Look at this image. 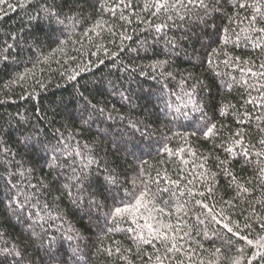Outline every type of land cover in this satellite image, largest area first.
I'll return each mask as SVG.
<instances>
[{
    "label": "trees",
    "instance_id": "obj_1",
    "mask_svg": "<svg viewBox=\"0 0 264 264\" xmlns=\"http://www.w3.org/2000/svg\"><path fill=\"white\" fill-rule=\"evenodd\" d=\"M145 2L130 0L131 7H127L129 0H6L0 4V251L18 248L24 264H57L51 258L57 247V260L66 264H127L115 253L117 246L134 264H145L149 256L153 257L150 264H157L155 256L164 255L163 250L157 253L145 245L141 258L124 231L130 222L108 231L115 227L104 219L113 207L110 197H95L102 206L91 208L90 213L74 202L78 199L75 177L89 157L99 162L91 166L92 175L107 164L118 177L115 187L120 190L113 195L131 200V194L144 187L142 180L157 201L169 200L159 189L175 191L169 181L179 183L181 192L206 193L212 187L215 199H196L215 204L214 211L226 217L225 222L241 226V234L253 240V246L246 248L249 257L264 237V172L260 171L264 145L259 143L264 139V114L256 107L262 102L261 92L241 86L239 65L230 63L234 57L250 59L253 64L245 67L258 71L253 65L264 61V54L253 52L250 42L241 40L239 46L232 42L236 32L248 27L245 17L253 9H235L236 0H230L202 20L193 16L173 22L163 13L153 16L144 11ZM260 6L264 10V0ZM44 9L60 13L61 19L67 17L60 44L56 43L59 33L53 32L60 26L37 22ZM122 14L127 19H121ZM162 22L170 27L157 33L155 25ZM165 32L175 46L169 41L163 45ZM226 36L230 37L227 44ZM162 61L167 63L160 65ZM84 65L87 71L82 70ZM77 72L76 79H70ZM249 83L255 84L256 78ZM260 83L264 84V78ZM193 101L203 113L193 110ZM205 114L216 124L208 138L199 131ZM22 118L42 133L47 130L55 153L50 151L45 159L16 143L15 128ZM236 132L242 136L235 137ZM235 138L244 140L249 157L237 158L225 151L233 147ZM125 143L141 146L139 159L123 150ZM67 144L71 146L64 150ZM208 172L206 184L201 174ZM221 198L231 203H218ZM186 199L191 198L172 197L176 203ZM201 211L194 207L193 218ZM214 227L220 226L200 225L199 235L194 231L182 242L184 249H196L193 264L199 260L229 264L237 255L212 234ZM205 231L209 238L203 236ZM217 247L221 252L214 254ZM107 249H113V254ZM171 255L173 260L163 264L179 260L190 264L183 254ZM8 259L12 261L11 256Z\"/></svg>",
    "mask_w": 264,
    "mask_h": 264
},
{
    "label": "snow or ice",
    "instance_id": "obj_2",
    "mask_svg": "<svg viewBox=\"0 0 264 264\" xmlns=\"http://www.w3.org/2000/svg\"><path fill=\"white\" fill-rule=\"evenodd\" d=\"M229 2L230 0H146L143 10L151 12L153 16H159L163 13L167 16L168 20L173 22L175 21V18H179L183 21L185 19H191L193 16L202 20L205 17L210 16L213 12H218L221 8H225ZM4 3H6V0H0V4ZM8 6L11 7V5ZM131 6L129 0L127 7ZM232 7L235 9H253V14L245 17V19L248 20V27L241 29L240 32H236V39L232 42L237 46H239L241 40L250 42L253 52L259 50L260 53L264 54V10H262V6H260V0H254L252 4L247 3V0H244V2L236 0V3L233 4ZM112 11L115 13L114 8ZM169 13H175V16L168 15ZM236 15H239V13L237 12ZM66 19L67 17L61 19L60 13L53 12L50 9H44L42 15L38 13L37 22L40 23L41 21H47L49 27H51L52 24L60 26L53 29V32L59 33L56 43L60 44V37L65 35L62 29L67 27L65 23ZM121 19L127 18L122 14ZM74 26L75 24H73V27ZM165 27H170V25L162 22L161 24L155 25V31L160 33ZM227 31L228 30L226 29V32ZM232 31L235 32V30ZM229 40L230 37L226 36L225 44L229 43ZM169 43L175 46L174 41H169ZM164 63L167 62L162 61L160 62V65ZM207 63L211 65L213 61L209 59ZM230 63L239 65V71L243 74L238 81L241 86L261 92L260 100L262 102L257 104L256 107L261 110L262 114H264V84L260 83V79L264 78V61H261L258 65H253L258 68V71H253L252 67H245V65L253 64L250 59L241 60L239 57H234ZM82 70L87 71L88 65H84ZM77 75H79V72L71 76L70 79H76ZM250 78H256V83H249ZM80 95L83 98V93H80ZM187 95L191 99L193 93L190 92L187 93ZM192 103L194 111L201 113L204 112V109L201 108L198 103L194 101ZM246 103L253 104L254 101L247 100ZM183 115L187 114L185 113ZM220 115H225V113L221 111ZM202 118L204 119V123L199 128V131L202 136L208 138L210 135L214 134L216 124L208 120L206 114ZM259 118L260 117H258V119ZM80 119L84 123H87V121L83 120V115L80 116ZM212 119H215L214 115ZM237 122L240 123L241 121ZM15 132L18 133L16 143L21 145L26 152H34L45 159L50 151L53 153L56 152V146L52 145L51 140L46 136V129H44L42 133L41 129L36 125H29V123L22 118L21 121L17 122ZM9 135H11V133H9ZM234 136L241 137L242 133L236 132ZM259 143L264 145V139L260 140ZM234 147H238L239 151H234ZM123 150H125L128 155L136 156L138 159L140 157L137 156V153L142 152L141 146L137 143H125L123 145ZM165 150L171 154V150ZM181 151H183V149H181ZM225 151L237 158L240 156L247 158L251 154L249 147H246L244 140L240 138H235L233 140V147H227L225 148ZM192 154L194 155V153ZM256 155L260 156L262 154L257 153ZM55 158L56 157L53 156V159ZM98 163L97 160L91 157H89L86 162L82 161L80 175L75 177L78 181V183L74 185L78 188V199L74 198V202L87 208L90 213L91 208L95 207L99 209L102 206L95 197L104 196L105 200L110 197L113 207L104 214V219L106 223L110 222L115 227L109 228L108 231L119 230L118 225L121 222H130V226L124 231L128 234L127 238L135 244L136 251L140 254L141 258H143L144 255V246L150 245L157 253L163 250V256H155L157 264H163L164 260H169L171 262L173 260L172 253L183 254L186 256L190 264H193V256L196 255V249H184V244L182 242H186V237H190L194 231L199 235L200 225L215 224L220 227L212 228V234L217 239H222V242L226 245L229 251L235 249L237 253V255L230 260L229 264H245V261L246 264H264V242H261L264 241V237H261V241H257V250L252 252L249 257L246 254V248L253 246V240L248 239L247 235L241 234V226L235 221H231L230 223L225 222L226 217L222 218L221 213L214 211L216 207L215 204L210 206L205 200L196 199V196L205 197V199H215V191L212 187H208L206 193L204 191L193 193L191 189H186V191L181 192L179 183L169 181L170 184H174L175 191H172L170 188L159 189L160 192L169 195V200L165 201L161 199L157 201L155 200L156 194L151 193L147 181L142 180L141 182L144 187L139 190L138 193L133 192L131 194L132 199L127 200L125 197H119L118 195L112 194L113 191L117 194L119 193L120 189L115 187L119 183V180L118 177L109 170L107 164L103 165L102 172L98 171L97 175H92L91 166ZM226 163V160L220 161L221 165ZM200 167L203 168L204 165L201 164ZM222 170L228 171L227 168H223ZM73 171H75V169H73ZM260 171L264 172V168H261ZM201 175L204 176V182L207 184V177L210 176L211 173H202ZM229 175H231L230 172ZM232 179L235 181L236 177L233 176ZM153 183L158 182L153 180ZM93 188H95V191L92 190ZM241 190L247 191V189L243 188ZM31 195H35V193H32ZM68 195L72 196L73 194L69 192ZM178 195L187 196L191 199H186L183 203H176L172 200V197ZM28 199L29 197L26 195L24 200L27 201ZM218 203H231V201H224L223 198H221ZM194 207H199L202 211L193 218L192 213ZM47 218L50 219L52 217L48 214ZM39 219L44 220L45 217H39ZM173 219L175 222H172ZM245 227H250V225L245 224ZM261 228L264 229V219H262ZM221 229H223L224 232L223 237L221 236ZM203 236L209 238V233L205 231L203 232ZM69 239H72V237H69ZM211 242L215 244L216 240L213 239ZM241 242H243V245H241ZM52 243L55 244V241L53 240ZM198 247L202 248L203 246L199 245ZM106 251L109 255L113 254V249H107ZM123 251L129 252L131 249H124ZM49 252H51V249H49ZM220 252L221 249L217 247L214 254H219ZM59 253L60 248L57 247L51 258L54 261H57V264H66L63 260H57ZM115 253L120 256L121 259L126 260L127 264H134L132 260H129L127 256L123 255L121 247L117 246L115 248ZM10 256L12 257L11 262L8 259ZM0 257H2L0 258V264H24V255L18 250V248L0 251ZM152 259L153 257L149 256L147 260H145V264H150ZM175 264H184V261L179 260L176 261ZM194 264H204V261L199 260L194 262Z\"/></svg>",
    "mask_w": 264,
    "mask_h": 264
},
{
    "label": "rangeland",
    "instance_id": "obj_3",
    "mask_svg": "<svg viewBox=\"0 0 264 264\" xmlns=\"http://www.w3.org/2000/svg\"><path fill=\"white\" fill-rule=\"evenodd\" d=\"M170 39H171V36L166 35V32H165V33H164V38H163V41H165V42H164L165 44H163V45L165 46V45H166V42L169 41ZM70 146H71L70 144H67V145L65 146V149H64V150H67ZM78 155H79V154H78Z\"/></svg>",
    "mask_w": 264,
    "mask_h": 264
}]
</instances>
